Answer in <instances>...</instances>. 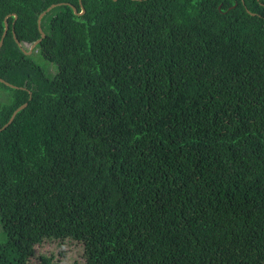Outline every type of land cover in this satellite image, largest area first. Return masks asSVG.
<instances>
[{"label": "trees", "instance_id": "16d2710c", "mask_svg": "<svg viewBox=\"0 0 264 264\" xmlns=\"http://www.w3.org/2000/svg\"><path fill=\"white\" fill-rule=\"evenodd\" d=\"M53 4L27 54L14 33L28 51ZM6 21L0 264L57 240L85 264H264V0H0V41Z\"/></svg>", "mask_w": 264, "mask_h": 264}, {"label": "rangeland", "instance_id": "374dc122", "mask_svg": "<svg viewBox=\"0 0 264 264\" xmlns=\"http://www.w3.org/2000/svg\"><path fill=\"white\" fill-rule=\"evenodd\" d=\"M35 58L42 63L44 68L46 69L52 68L53 69L52 71L55 70L53 65L46 63V61L44 59H41L40 56L35 55ZM4 241H5V234L1 226V218H0V243ZM84 253L85 251L83 244L73 240H68L65 242L60 240L46 242L43 245L36 247V256L32 258L31 263L37 264L38 258L42 255H47V256L52 255L54 260L58 264H85L86 260Z\"/></svg>", "mask_w": 264, "mask_h": 264}, {"label": "water", "instance_id": "95a60500", "mask_svg": "<svg viewBox=\"0 0 264 264\" xmlns=\"http://www.w3.org/2000/svg\"><path fill=\"white\" fill-rule=\"evenodd\" d=\"M58 5H61V4H53V5H51V6H50L45 12H43V13L39 16L38 24H39V30H40V32H41V38L38 39L35 43H33V44L30 46L29 51H26V50H25V48L23 47V45L21 44V42L17 39V37H16V35H15V33H14V37H15V40H16L18 46L21 47V48H22L27 54H31L32 51H33V49H34V48H35V47H36V46H37V45H38V44H39V43H40V42L46 37V34H45V32L43 31V29H42V27H41L42 19H43V17L47 14V12H49L52 8H56ZM82 8H83V9H82V12L79 13L78 10H77V8H76V7H73L75 13L78 14V15H82V14L85 13V8H84V7H82ZM14 18H15V20H17V18H18L17 14H14ZM8 31H9V23H8V21H6L5 32H4L3 37H2V39H1V41H0V49L2 48V46H3V44H4V39H5V37H6L7 33H8ZM0 81L3 82V83H5L7 86H9V87H11V88H15V89L18 88L17 86H14V85H12V84L6 82V81H5L4 79H2V78H0ZM27 106H28V103H25V104H23L22 106H20V107H19V108L13 113L11 119H10L9 122L4 126V128L8 127V126L14 121L16 115H17L21 110L25 109Z\"/></svg>", "mask_w": 264, "mask_h": 264}, {"label": "clouds", "instance_id": "9594fccd", "mask_svg": "<svg viewBox=\"0 0 264 264\" xmlns=\"http://www.w3.org/2000/svg\"><path fill=\"white\" fill-rule=\"evenodd\" d=\"M28 45V44H27ZM29 51V50H28Z\"/></svg>", "mask_w": 264, "mask_h": 264}]
</instances>
